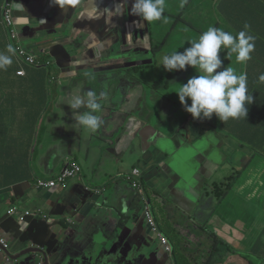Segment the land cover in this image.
Returning a JSON list of instances; mask_svg holds the SVG:
<instances>
[{
    "label": "crops",
    "instance_id": "crops-1",
    "mask_svg": "<svg viewBox=\"0 0 264 264\" xmlns=\"http://www.w3.org/2000/svg\"><path fill=\"white\" fill-rule=\"evenodd\" d=\"M193 1L188 0V7L181 8L180 0H167L165 15L169 18V23L165 24L144 22L131 15L130 0H32L43 15L37 17L23 14L26 23L21 22V25L23 30L25 29L24 33H28L24 40H29L31 47L20 43L22 31L19 32L16 28L6 30L5 34L0 33V51H5L9 45L15 49L13 64L7 70L0 71V238L9 241L12 251L23 247L25 234L18 235L14 229L16 225L21 227L23 232L29 228L28 224L24 223L27 218L25 213L35 215L36 217L30 216L34 220H41L42 216L49 220L51 214L57 218V222H72L74 226L77 222L85 220V236L80 235L75 242L87 245L98 237L109 236L108 240L101 243V247L103 250L110 249L111 241L115 238L113 232H117L126 223L139 226L144 222L145 206L137 197L131 180L133 170L139 169L141 177L138 180L146 190L157 225L169 240L173 252L167 253L149 230L147 236L157 241L156 245L167 259V264H177L173 255L176 246L169 237L170 233L176 232L192 239V244L195 245L187 257L181 254L183 250L177 254L183 264H206L209 254L214 264H241L242 260H246L242 254L246 246L243 240L235 241L234 246L239 248L223 262L221 257L217 260L213 258L215 237L202 228L204 215L210 211L213 217L216 211L215 203L223 201L219 198L215 201L216 197L212 195V191L218 182H223L224 171L221 170L213 176V172L218 168L217 161L207 156V153L199 162L195 156L200 152L197 143L216 129L211 128L210 124H205L204 121H210L209 119H193L181 106L175 93L178 84H184L194 76L189 71L190 67L185 71L169 72L163 71L160 64L162 54L174 50L183 52L190 46L186 40L205 31L213 24L212 17L218 15L211 12L204 16L203 13L200 15V12H197L193 17H186V22H180L184 24L183 29H196L197 35L185 37L183 46L177 49L166 50L161 44L156 45L151 41V31L158 30L154 36V41H158L160 29L178 25L181 15L188 14L187 9ZM73 5L77 7L74 12ZM207 5L214 7V0H207ZM3 7L2 3L0 11ZM242 8L248 10L250 6L246 3ZM23 18L17 20L22 21ZM188 20L190 22H187ZM90 24L106 27L108 30L115 29L110 31L109 38L105 41L95 35H92V38L84 37L82 33L93 28L84 29L83 32L79 28ZM78 35L84 37V42L89 40L88 44L93 49L98 47L103 50L110 47L114 51L122 50L126 54V60H129V55L140 53L139 58H146L148 65L137 70L103 71V67L114 65L116 60L97 59L92 69L77 72L71 81L63 66H74L79 64L80 60L82 62V57H78L80 40L74 41ZM43 42L46 45H42ZM163 43L167 44L166 39ZM21 46L32 51L31 54L39 59V65H30L19 56L18 48ZM138 47L145 48V57H142L143 52L137 51ZM153 58L154 63L150 65ZM53 65L57 69H54ZM143 69H147L146 84L137 74V71ZM21 71L24 72L23 76L18 75ZM85 73L89 75L86 76ZM256 88L255 82L253 90ZM88 90L103 94L102 109L97 114L104 123L96 132L77 126V117L67 105L70 95L82 94ZM188 103L190 104V101ZM120 111H124L126 117L124 125L119 133H112L109 120ZM146 119L152 125L149 131L154 130L155 134L165 138L171 146L177 145V149L182 150L183 144L186 143L190 147L188 151L192 155L188 157L193 158L190 160L192 168L188 172L177 175L167 158L149 165L144 160L148 154L142 155L138 160L125 159L132 134L144 125ZM226 127L238 137L247 135L246 141L252 140V137L263 140V133L251 132L244 124ZM144 136L149 137L151 133L146 132ZM224 147L225 144H222L221 148ZM68 163L81 166L82 175L79 178L70 181L64 189H38L40 182L50 183L57 180ZM189 173H193L195 178L192 184L185 186L181 183L182 176ZM161 177L166 179L163 186L158 185ZM83 187L93 193L95 201V214L88 219L75 213L69 216L64 204L67 198L78 202L90 201V196L84 198ZM176 189L179 195L175 194ZM183 189L189 194H185ZM166 195L171 197L174 211L182 210L187 213L190 222H199L196 233L187 231L184 225L180 226L177 218L172 220V215L166 209L169 206ZM152 199L155 201V207ZM256 202L257 200L253 203ZM245 206L243 212L247 210ZM13 208L19 211V215L8 218V211ZM51 219L56 224L55 218ZM220 220L225 222L224 217ZM213 225L218 230L216 235L222 240L225 236L237 237L241 231V226L238 227L237 234H232L225 232L224 227H217L215 223ZM143 235L145 236L146 232ZM225 250L221 253L225 254ZM128 251L116 252L110 264H118L121 256H125ZM255 252L258 254L255 264H264V243L260 244ZM3 255L4 253H0V264L5 263ZM149 264H158V261L154 259Z\"/></svg>",
    "mask_w": 264,
    "mask_h": 264
},
{
    "label": "water",
    "instance_id": "water-1",
    "mask_svg": "<svg viewBox=\"0 0 264 264\" xmlns=\"http://www.w3.org/2000/svg\"><path fill=\"white\" fill-rule=\"evenodd\" d=\"M76 8L77 7L73 5V12ZM27 11L29 15L37 17L43 15L42 12L37 10L35 5L27 9ZM16 14L18 18L23 17L22 11H18ZM22 21L25 22V18H23ZM87 28L93 29L82 33L84 37L90 36L92 38V35H95L96 38H101L104 41L108 40L110 31L115 29L108 30L106 27H98L94 24L79 29L83 32V30ZM83 38L78 35L74 39L75 42H77V39L80 40L78 57H82V62L80 60V63L74 66H63L64 72L67 74V77L71 78V81L74 79L77 72L85 69H92L94 65H96L97 59L116 60L114 65L103 67V71L117 70L115 67L127 70L135 67H142L143 64L149 62L146 61L140 63L137 60L128 62L123 66L122 62L126 60L124 57L126 54L122 50L114 51L111 50L110 47L103 50H100L98 47L93 49V47L88 44L89 40L84 42ZM42 45H46V43L43 42ZM123 112L124 111L118 112V114L111 117L109 120L112 133H119L121 131L126 118ZM143 124L144 125L139 130L132 134V141L125 155L126 160H138L142 155L148 154V157L144 160L149 165H152L164 161V159L167 158L170 160V167L179 176L181 172H188L192 168L190 160L193 157L180 159L182 150H178L177 145L171 146L165 138L155 134L154 130L153 132L149 131L150 128L152 129V125L148 119H146ZM146 132H150L151 136H144V133ZM180 162H184V165L180 166ZM173 164L176 166L178 165L177 169L173 167ZM194 178L193 173L186 174L182 176L181 183L188 186L193 183ZM165 184L166 179L161 177L158 180V185L163 186ZM83 192L85 199L90 196V201L78 202L71 198L65 199L64 204L69 212V216H71V213L78 214L87 219L94 216V195L85 187H83ZM175 194L179 195V191L177 190ZM187 194H189L188 191ZM7 217L10 218L11 216L8 214ZM53 217L55 218L54 221H56V224H54L51 219ZM49 218L48 221L34 220L31 217H27L25 220L23 218L22 220H24V223L26 222L29 226L25 232L22 231L21 227L16 225L14 229L15 232L18 235H22V233L25 234L23 247L14 251L11 250V247L8 250L0 248V253H4V264H110V261L116 252L126 250L129 251L125 256H121V260L118 264H149L154 259H157L158 264H167V259L163 257L161 250L156 245L157 241L147 236L148 228L146 229L145 221L139 226H135L132 223H126L122 228L117 230V232H113L115 238L111 241L112 247L108 250H103L101 243L108 240L109 236L98 237L97 239H94L92 243L87 245H79L75 242V239L80 235L85 236L86 226H83L85 220L77 222V225L74 226L72 222H57V218L51 214ZM50 220L51 223H49ZM145 232L146 235L144 236L143 234ZM13 234L14 233L11 235L13 236ZM6 241L9 243L8 240Z\"/></svg>",
    "mask_w": 264,
    "mask_h": 264
},
{
    "label": "clouds",
    "instance_id": "clouds-1",
    "mask_svg": "<svg viewBox=\"0 0 264 264\" xmlns=\"http://www.w3.org/2000/svg\"><path fill=\"white\" fill-rule=\"evenodd\" d=\"M187 2L188 0H180V7H185ZM130 3V14L140 20L148 23H169V18L165 15L167 0H130ZM3 5L1 11L4 19L0 16V21L8 29L17 28V26L22 28L21 22L24 21H18L19 18L16 13L18 11H22V14L28 13L27 9L34 6L32 0H3ZM23 17L25 18L24 15ZM250 28L251 26L245 23L243 30L233 34L222 28L208 27L198 36L188 38L186 42L190 46L185 48L183 52L174 50L161 55L160 64L165 71H185L188 67L195 69L197 74L189 78L186 83L178 84V89L175 92L181 106L193 119L210 120L214 115L223 123L230 119H247V106L254 102L253 94L248 89L247 73H238L231 66L224 67L220 53L222 50H227L229 58L235 54L236 61L241 64L250 61L252 53L255 51L256 42V37L251 34ZM27 35L28 33L24 34L23 30L20 39H26ZM21 47L31 54L32 51L24 46ZM14 55L15 49L11 45L5 51H0V71L7 70L13 64ZM37 60L39 61L38 58ZM85 75L88 76L89 73H85ZM258 80L264 83V74H261ZM102 98L103 94H98L94 90L69 96L67 105L77 117L75 120L77 126L91 132H96L101 128L104 121L97 113L102 109ZM81 109L87 110L77 112ZM262 124L258 123L254 126L262 127ZM245 126L247 127L246 124ZM131 180L132 182L135 180L133 176ZM142 188L144 189L143 186ZM144 191L150 204L146 190L144 189ZM32 217L36 216L33 215ZM41 220L48 221V218L42 216Z\"/></svg>",
    "mask_w": 264,
    "mask_h": 264
},
{
    "label": "rangeland",
    "instance_id": "rangeland-1",
    "mask_svg": "<svg viewBox=\"0 0 264 264\" xmlns=\"http://www.w3.org/2000/svg\"><path fill=\"white\" fill-rule=\"evenodd\" d=\"M2 3L3 0H0V6H2ZM201 5H207V0H194L187 9L188 14L190 13L191 15L189 16L188 14H185V18L197 15ZM24 14L28 15V13ZM0 16L4 19L2 11L0 12ZM183 26L184 24L179 23L175 26V28L164 26L160 29L161 34L158 35V43L163 42L164 39L167 41V44L163 46V49H177L178 47L183 46L185 37L197 35L196 29L185 31ZM16 29L19 32L23 31V29L19 26H17ZM20 43L26 45L27 47H31V42L29 40L20 39ZM158 43L156 45H158ZM140 56V53L129 55L127 57L129 60H124L122 65L125 66L128 62L140 59ZM153 63L154 58L151 60L150 65ZM146 65H148V63L143 64L142 67ZM53 68L57 69L54 65ZM115 69L119 71L123 70L118 67H115ZM161 69L164 71V68ZM146 73L147 69L137 71V74L140 75V79L145 84L148 82ZM238 73H241V71H238ZM169 95L170 94L168 93V96ZM261 119L263 121L262 127H255L254 124L247 123L246 125L251 132L257 134L263 133L264 139V116ZM212 124L219 129V132L213 131L209 133L200 143H197V147L200 152L195 156V158L196 161L199 162L201 157H204L205 153H207V156L217 161L218 168L213 172V176L221 170L224 171L223 182L221 184L218 182V190L216 191L213 189L212 191V195L216 197L214 198L215 201L217 198L222 199L223 201L222 203H215L214 208L216 211L213 217L211 216L210 211L204 215L202 230L206 229L209 233H211L210 235H214L216 248L221 245V241L224 240L228 242L229 245L223 241L224 245L229 247L232 246L231 248L233 252L229 253V255L237 251V248H239L238 246L237 248L234 246L235 241H245L246 246L243 248L244 250H242V254L243 258L247 261L242 260L241 264L246 262H252L255 264V258L258 256L255 251L260 244L264 243V145L260 143H256V145L254 144L255 142L260 141L259 137H252V140L246 141L247 135H241L239 137L236 136L218 118L213 120ZM250 142H253V144L249 146L248 143ZM222 144H225L224 149L221 148ZM189 148L190 147L186 143L183 144L180 159H184L189 155H192V153L188 151ZM178 165L176 166L173 164V167L177 169ZM183 165L184 162H180V166ZM148 189L151 191L149 186ZM183 191L187 194L186 189H183ZM190 196L193 197V195ZM166 197L169 202V206L166 209L172 215V220L177 218L180 226L184 225V228L187 231L196 233V227H199V222H190L187 213L182 210L176 209L174 211L171 197L168 195H166ZM255 200H257V202L253 203ZM259 202L262 204H258ZM152 204L155 207V201L153 199ZM243 204L246 205L245 207L247 210L245 212H243ZM200 206L204 207L202 205ZM221 217L225 218V222L220 220ZM214 223L217 227H224L225 232L237 234L239 226H241V231L237 237L233 236L229 238L225 236L223 240H220L215 233L218 232V230L214 228ZM169 237L173 240L176 250H183V252L180 253L186 257L195 248V245L192 244V239L186 236H180L178 232L170 233ZM228 256L220 253L217 254L214 259L217 260L221 257V262H223ZM207 261H212L210 254L208 255L206 262Z\"/></svg>",
    "mask_w": 264,
    "mask_h": 264
},
{
    "label": "trees",
    "instance_id": "trees-1",
    "mask_svg": "<svg viewBox=\"0 0 264 264\" xmlns=\"http://www.w3.org/2000/svg\"><path fill=\"white\" fill-rule=\"evenodd\" d=\"M248 3L250 8L248 10H244L242 6ZM185 7H187L185 5ZM199 12L207 15V13H214L218 15L217 17H212L213 26L222 28L225 31H230L233 34L243 30V26L245 23L251 26L250 32L252 35L256 37L255 42V51L252 53V59L248 61L246 64H241L236 61L235 54H232L229 58L227 56V50H222L220 53L221 59L223 61V66H231L237 72L241 71L247 73L248 77V89L249 92L253 94L254 102L247 106L248 107V116L247 119H239V120H232L223 123L224 125L230 124H258L263 123L262 117L264 116V83L259 82L258 77L261 74H264V0L260 2L259 0H214V7L208 5H201L199 7ZM185 14L181 15V20L178 22L185 21ZM0 21V33L5 34V31L8 30L7 26L1 23ZM186 22V21H185ZM187 22H190L189 20ZM210 25V26H212ZM190 27L189 24H187ZM209 26V27H210ZM175 28V27H171ZM185 30V29H184ZM207 30V29H205ZM158 30L151 31V41L152 43L157 44L158 41H154V36L157 34ZM199 32V31H198ZM148 42L149 40L146 39ZM165 46L166 43H158V45ZM140 60V59H136ZM142 67H135L129 70H137ZM189 71L192 72V75H196L195 69L191 68ZM254 75V76H253ZM257 84L256 90H253L254 84ZM217 119L215 115L210 119V121H204L205 124H210L211 128L215 127L211 125L213 120ZM216 132H219V129L215 127ZM264 145V139L259 142ZM253 142L248 143V145H252ZM217 185L215 186V190L217 191ZM167 236V235H166ZM168 237V236H167ZM169 238V237H168ZM221 240V239H220ZM217 248L214 249V257L217 254H220L223 249L225 250V256H228L229 253L233 252L232 248L229 246L224 245L223 241L220 242ZM179 251L175 250L173 253L174 258L177 264H183L181 260L178 258L177 254ZM182 256V255H181ZM213 257V258H214ZM187 260V259H185ZM206 264H213V261H208Z\"/></svg>",
    "mask_w": 264,
    "mask_h": 264
},
{
    "label": "built area",
    "instance_id": "built-area-1",
    "mask_svg": "<svg viewBox=\"0 0 264 264\" xmlns=\"http://www.w3.org/2000/svg\"><path fill=\"white\" fill-rule=\"evenodd\" d=\"M18 54H19V56L22 57V59L25 62H27L30 65L37 66L39 64L37 57L33 54H30L23 47L18 48ZM18 75L23 76L24 72H22V71L18 72ZM81 175H82V168L78 164L68 163L65 170L63 171V173L61 174V176L57 180L52 181L50 183L40 182L38 184V189H50V190H58L60 188L64 189V188H66V186L68 185V183L71 180H75V179L79 178ZM132 176L135 179L132 182V187L136 191L137 197L143 202V204L145 206V209H144L145 224H146L148 230L150 231V233H152V235L157 238L161 247L164 248V250L167 253L171 254L173 252V249L170 246V242L159 231V227L157 225L156 219L152 213L150 204L147 201L145 191L142 188V186L138 180V178L140 177V170L134 169L132 172ZM8 214L10 216H18L19 211L17 209L13 208L9 211ZM25 214H27L26 215L27 217H30V213H25ZM0 248H2L4 250H8L10 248V244L6 240L0 238Z\"/></svg>",
    "mask_w": 264,
    "mask_h": 264
},
{
    "label": "flooded vegetation",
    "instance_id": "flooded-vegetation-1",
    "mask_svg": "<svg viewBox=\"0 0 264 264\" xmlns=\"http://www.w3.org/2000/svg\"><path fill=\"white\" fill-rule=\"evenodd\" d=\"M137 51H139V52H143V53H142V54H143L142 57H145V54L147 53V51H146L145 48H143V47H138V48H137ZM145 61H146V58H142V59L139 60L140 63H143V62H145Z\"/></svg>",
    "mask_w": 264,
    "mask_h": 264
},
{
    "label": "snow or ice",
    "instance_id": "snow-or-ice-1",
    "mask_svg": "<svg viewBox=\"0 0 264 264\" xmlns=\"http://www.w3.org/2000/svg\"><path fill=\"white\" fill-rule=\"evenodd\" d=\"M72 2H74V0H72Z\"/></svg>",
    "mask_w": 264,
    "mask_h": 264
}]
</instances>
